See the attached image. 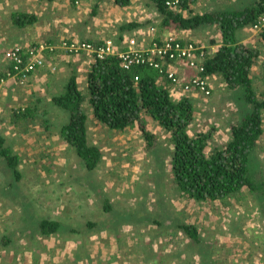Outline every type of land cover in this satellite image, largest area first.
<instances>
[{
  "label": "rangeland",
  "instance_id": "rangeland-1",
  "mask_svg": "<svg viewBox=\"0 0 264 264\" xmlns=\"http://www.w3.org/2000/svg\"><path fill=\"white\" fill-rule=\"evenodd\" d=\"M146 1L132 0L131 5L120 6L115 0H79L76 5L82 7L83 18L77 22L78 25L75 24L76 31L80 32L81 38L94 41L116 38L121 24L145 22L154 17L155 7L148 6ZM244 1L197 0L190 10L183 13L190 16L206 10L233 9L243 6ZM1 3L17 8L19 0H2ZM95 6L97 14L91 17ZM22 8L23 12L30 9L21 5ZM4 24L15 29L14 22L11 24L8 17ZM160 32V37L173 33L193 37L211 48L219 47L222 37L218 27L206 26L198 30L176 32L161 29ZM10 34L14 42L11 46L20 44L22 37L19 38L15 32ZM240 37L243 43L263 51L251 72L254 89L260 95L264 91L262 31L243 30ZM81 55L82 58L86 56ZM70 58L60 61L61 68H66V71L53 80L59 88L67 81L69 63H75ZM48 70L50 74L55 73H51L50 68ZM210 83L213 88L209 97L195 92L191 97L189 93L179 94L180 99L191 98L195 107L194 120L188 129L190 134L214 132L215 143L209 148L225 143L228 136L231 137V126L240 119V106H243L240 94L236 96L220 76H210ZM35 85L36 81L30 80V98L26 95V85L19 90L21 96L15 95L18 98L8 94L0 99V136L13 154L19 156V169L23 176L17 181L0 156V249L8 245L2 242L4 233H14L7 238L9 244L19 235L30 237L29 255L16 250L19 255L10 258L14 259V264H203L200 255L192 251L191 240L175 230L178 221L196 225L204 239L216 243L212 255L214 264H264V208L249 189L230 196L227 201L199 204L188 199L174 183L170 159H166L163 171L145 151L146 142L137 126L124 133L115 132L92 116V107L86 102L84 108L90 115L89 138L101 147L104 155L101 165L88 172L82 159L60 136V129L67 121V112L54 105L53 92L48 86ZM25 104L30 105L33 116L30 123L21 124V118L15 117V113ZM144 116L149 119L147 114ZM262 121L264 124V115ZM147 123L146 127L162 142L156 151L162 154L173 147L170 133L163 131L151 119ZM258 145L264 147L263 138ZM263 150L255 151L252 165L262 178ZM106 197L116 210L147 208L162 218L169 215V221L173 219L172 225L175 226H171L173 230L169 231L153 224H122L118 233L103 230L86 232L84 236L66 233L47 236L40 233L41 218L61 220L78 227L90 220L102 223L111 219V213L103 209ZM1 259L5 260L6 256Z\"/></svg>",
  "mask_w": 264,
  "mask_h": 264
},
{
  "label": "trees",
  "instance_id": "trees-1",
  "mask_svg": "<svg viewBox=\"0 0 264 264\" xmlns=\"http://www.w3.org/2000/svg\"><path fill=\"white\" fill-rule=\"evenodd\" d=\"M45 1L50 4L54 2ZM71 1L76 4L77 0ZM115 1L120 6H129L132 3V0ZM196 1L184 0L181 8L183 11L190 10ZM146 4L154 5L157 17L146 22L131 21L121 24L117 29L118 40L153 23L159 32L161 29L176 32L198 30L205 26L220 29L222 37L219 47L207 49L209 54L204 65L206 75L220 76L227 87L234 90L236 96L240 94L243 98L240 119L231 126L230 139L209 148L210 144L215 143L212 130L191 135L188 129L194 120L195 109L192 99L183 97L178 102L174 101L170 93V83L166 80L165 84H161L159 81L160 78L166 77L165 73L144 66L126 69L120 58L115 55L98 59L92 65L88 75L87 94L78 85L77 65L69 63L70 72L65 87L60 94L53 96L54 105L68 114L67 121L60 129V136L82 159L88 172L101 165L103 150L93 143L88 135L90 115L84 108L88 102L92 107V116L115 132L124 133L128 128L137 126L146 142L145 151L163 171L166 159H170L174 183L188 199L199 204L227 201L230 196L247 187L264 208V178L252 168L253 156L264 133V91L257 95L251 75L263 51L257 46L243 43L240 37L243 30L254 29L264 16V0H246L244 5L242 3L243 6L238 8L206 10L202 13H192L190 16L169 9L164 0H147ZM96 14L97 6L92 10L91 17ZM12 19L16 26L24 28L37 22L39 17L34 13L15 11L12 13ZM262 38L264 40V28ZM94 43L102 46L104 40ZM144 114L170 133L169 140L173 147L167 148L162 154L155 150L162 142L146 127L147 119ZM15 116L22 119L29 116L31 118L33 110H19ZM0 156L7 162L15 179H22L19 156L13 154L1 136ZM103 209L111 213V219L103 220L102 223L90 220L78 227L61 220L41 218L39 231L47 236H60L61 233L84 236L83 233L86 232L103 230L118 233L122 224H153L169 231L173 230L170 229L171 226H175L172 225L173 219L169 221V215L162 218L147 211V208L116 210L107 197L104 199ZM176 224L175 230L191 240L190 247L200 255L203 264H214L212 255L216 250V243L204 239L196 225L184 221H178ZM8 240H3V243L8 244Z\"/></svg>",
  "mask_w": 264,
  "mask_h": 264
},
{
  "label": "built area",
  "instance_id": "built-area-1",
  "mask_svg": "<svg viewBox=\"0 0 264 264\" xmlns=\"http://www.w3.org/2000/svg\"><path fill=\"white\" fill-rule=\"evenodd\" d=\"M164 1L173 11H181L183 0ZM263 28L264 16L254 26L257 31H263ZM103 40L102 46H97L94 40L80 37L62 38L56 43L42 40L30 45L16 44L1 53L2 58L9 63L6 78L25 84L37 69L50 66L51 71L56 72L57 66L51 61L55 59L53 55L85 54L89 56L91 65L98 59L115 55L126 69L144 66L165 73L175 91L195 92L205 97L212 94L213 85L210 76L206 75L204 62L209 54L207 49H215L216 46L211 48L202 41L174 33L160 37L154 23L126 34L123 39H119L120 42L115 36Z\"/></svg>",
  "mask_w": 264,
  "mask_h": 264
},
{
  "label": "crops",
  "instance_id": "crops-1",
  "mask_svg": "<svg viewBox=\"0 0 264 264\" xmlns=\"http://www.w3.org/2000/svg\"><path fill=\"white\" fill-rule=\"evenodd\" d=\"M1 1L2 0H0V71H1L0 72V99L4 98L8 94H11L12 96H15V95L21 96V92L19 90L22 88L21 86H26V85H27V87H25L27 90L26 95L30 98V80H32L34 82L36 81L35 87H37V86L40 87L41 85H44V84L46 86H48L50 88V90L53 92L52 93L53 96L60 94L63 91L65 84L63 85L62 88H59L57 85L55 86V84L53 83V80L55 78H59V76H60L59 73H61L62 71H66V68H64V69L61 68L62 66H60V64H61L60 61L63 58H69V57H71L70 59H72L75 62L74 64L77 65V69H78L77 70V82H78V85L87 94L88 93V81H89L88 75H89V71L91 70V67H92L91 63L89 62V56L88 55H86L83 58H82V55H75V54L72 56L53 55V57L55 59H53V60L51 59V61L54 65H56V66H57V64L59 65V68L57 66L58 70L55 73L50 74L49 73L50 71L48 70V68H50V66H46V67L37 69L30 76L28 82L25 84H20L19 82L15 81V80L7 79V78L3 79V76L6 75L7 69L9 68V63L7 61H5L1 56V53L4 50L12 47L11 45L14 43V42H12V40L10 39V36H9V35H11L10 34L11 32H15V34H18L19 38L22 37L20 43L29 44V45L30 44H36L42 40H47L50 42H52V41L58 42L62 38L80 37L78 35L80 32L76 31L77 30L76 26L78 25L77 22L80 21L81 18H83L82 7H80L79 5H76L79 2V0L76 1V4L72 3L71 0H54V2L51 4L45 0H19L17 8H14L11 6L7 7L6 5L1 3ZM29 2H30V5H29ZM99 4H100V2H99ZM21 5L24 8L30 7V9H25L26 12L36 14L39 17V20L37 22H35L34 24L28 25L27 27H24V28H19L18 26L13 25V26H15V29H11L8 26H5L4 21L6 20L7 17L10 19V23L12 24L13 23L12 13L14 11H22L23 10V8L20 9ZM78 12H79V14H78ZM75 24H77V25H75ZM73 25H75V27ZM249 29H251V28H249ZM65 32H67L68 34H66ZM23 36H24V38H23ZM191 38H193V37H191ZM58 52H60V51H58ZM67 63H69V62H67ZM186 69L189 70L188 68H186ZM83 72L85 74H82ZM51 73H52V71H51ZM67 75H68V72H67ZM81 76H82V78H81ZM159 81L161 84L166 83L165 78H160ZM32 85H33V83H32ZM16 90L18 92L17 94L15 93ZM170 93H171V97L174 101H177V102L180 101L179 94H182L181 92L175 91L174 89L171 88ZM53 96H52V100H53ZM188 96L191 97V96H194V94H188ZM16 98H18V97H16ZM13 100H14V97H13ZM26 108H30V105L25 104L24 108L22 110H24ZM19 110H21V109H18V111ZM20 121H21V124L30 123V116L27 118H23V119L21 118ZM147 121H148V119H147ZM14 122H16V121H14ZM151 122L154 123V121H151ZM156 124H157V126H160V125H158V123H156ZM164 130L165 129H163V131ZM198 131H200V130H198ZM262 138L264 140V134H263ZM229 139H230V137L228 136V138L226 140L228 141ZM227 141H225V142H227ZM259 149H264V147H262L261 145H258L257 150H259ZM247 189H249V188L245 187L238 193L247 192L246 191ZM0 225H1V223H0ZM0 233H2L1 229H0ZM13 235H14L13 232H11L9 235H7V233H4L2 239L7 240V238H10L9 236L12 237ZM11 243H13V244H11ZM16 244H19V246L15 247ZM16 250L24 251L26 253V255L28 256L29 255L28 253H30V237L22 238V236L19 235V237L13 238V240H12V242H10V244L8 243L7 246H5L4 248H1L0 249V258L4 255V256H6V259L3 261L1 259L0 264H9V263L14 264L15 263L14 259L10 260V258L17 257V255H19V254H16ZM20 264H22V262H20Z\"/></svg>",
  "mask_w": 264,
  "mask_h": 264
},
{
  "label": "clouds",
  "instance_id": "clouds-1",
  "mask_svg": "<svg viewBox=\"0 0 264 264\" xmlns=\"http://www.w3.org/2000/svg\"><path fill=\"white\" fill-rule=\"evenodd\" d=\"M165 2V1H164ZM183 2H184V0L182 1V6H183ZM170 9V8H169ZM172 10V9H171ZM184 11H187V10H184ZM183 11V8H181V11H177V12H184ZM155 14H157L156 13V11H155ZM184 14V13H183ZM157 17V16H156ZM154 18L155 17H153V18H150L149 20H154ZM148 21V20H147ZM146 22V21H145ZM157 33H158V29H157ZM81 38V37H80ZM83 39V38H82ZM88 40H91V39H88ZM93 65V64H92ZM182 69H183V67H182ZM6 78V75L3 77V79H5ZM165 79L170 83V81L165 77ZM170 87L173 89V85L170 83ZM178 92H181L182 94L181 95H183V93H187V92H182V91H178ZM194 92H189V94H193ZM201 95V94H200ZM205 97V96H204Z\"/></svg>",
  "mask_w": 264,
  "mask_h": 264
}]
</instances>
